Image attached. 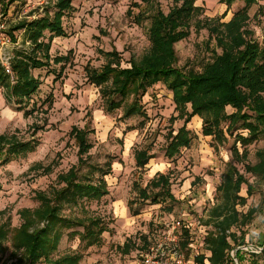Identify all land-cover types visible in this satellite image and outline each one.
Returning <instances> with one entry per match:
<instances>
[{
    "label": "rangeland",
    "instance_id": "obj_1",
    "mask_svg": "<svg viewBox=\"0 0 264 264\" xmlns=\"http://www.w3.org/2000/svg\"><path fill=\"white\" fill-rule=\"evenodd\" d=\"M8 1L0 0V61L3 63H8L15 47L5 31L19 21L46 17L47 12L52 18L59 2L21 0L7 6ZM182 3L175 0H72V10L62 18L65 36L55 38L50 51L53 59H68L61 64L51 63L49 69L34 71L41 86L32 97L29 110L33 103L37 107L43 105L41 109L33 113L17 111L0 88V135L36 141L34 151L23 153L8 164L0 163V226L9 232L3 242L6 250L0 255V264H21L23 260L21 255L16 258L12 254V232L22 224L19 212L25 208L37 209L39 202L35 193L52 195L63 186L58 176L78 163V147L70 135L73 127L88 129V140L93 146L89 164L81 175H86L92 165L107 170V163L112 162V172L106 177L108 195L99 201L82 200V207L64 204L62 208L65 218H100L108 229L99 247L82 250L84 257L80 264H138L149 240L152 247L162 242L166 225L173 221L184 220L195 227L200 224L213 230L208 223L212 221V209L223 203L218 188L233 162L235 136L247 135V132L237 129L233 137L226 134L227 141L219 144L203 135V121L195 116L187 125L192 135L190 148H183L169 158L166 150L170 134H177L186 116L176 109L173 94L164 83L149 89L142 99L146 116L126 119L123 118L124 107L113 113L106 112L101 89L89 80V70L100 72L107 64V53L117 52L123 68L140 61L151 48L149 29L153 15L158 11L167 15ZM194 5L200 12L190 22V36L174 46L178 58L176 66L184 73L201 72L215 54H221L213 30L226 34L221 24L229 23L236 12L245 7V1L236 0L230 8L225 0H195ZM261 8L264 9V0H258L248 9L249 19L242 30L248 40L264 46ZM17 35L22 42L23 33ZM186 106L187 113L191 112V104ZM233 112L232 107H227L228 114ZM173 117L175 121L171 120ZM223 128L226 130V125ZM237 146L241 153L246 149L248 158L234 165L253 187V194L248 196L247 187L243 186L241 195L247 198V204L237 208L244 214L257 210L251 224L239 228L241 230L233 229L241 242L237 249L246 252L264 247V180L245 171L247 163L259 162L257 152L264 151V135L246 148L239 143ZM142 149H149L154 157L145 169L138 168L135 161L136 152ZM158 173L169 179L168 189L174 200L166 195L156 197L158 190L150 191L149 200L141 196L142 189ZM99 175L96 173L95 177ZM72 231L83 232V228L63 230V239L53 259L79 250L78 237L69 239ZM125 243L128 249L124 248ZM203 253L209 252L204 249ZM231 256L237 264L235 250ZM39 264H45L44 260Z\"/></svg>",
    "mask_w": 264,
    "mask_h": 264
},
{
    "label": "trees",
    "instance_id": "obj_2",
    "mask_svg": "<svg viewBox=\"0 0 264 264\" xmlns=\"http://www.w3.org/2000/svg\"><path fill=\"white\" fill-rule=\"evenodd\" d=\"M19 1L21 0H9L7 6ZM175 1L183 3L176 5L167 15L162 11L153 15L149 29L151 48L140 61H133L129 68H123L117 52L107 53V64L100 72L89 70V80L101 89L106 112L113 113L124 107L123 118L126 119L146 116L142 99L149 89L164 83L173 94L176 109L183 117L186 116L185 124L177 134H170V143L166 150L169 158H173L183 148H190L192 135L187 125L195 116H199L203 121V135L212 137L219 144L227 141L226 134L233 137L237 129L247 132V135L238 133L235 136L232 148L233 162L230 163L224 181L218 188L222 193L223 203L212 209V221L208 225L212 224L213 230L209 231L207 227L204 235V248L209 253L200 254L196 262L235 264L231 256V252L235 250L237 264H264V247L260 253L237 249L241 242L233 231L247 227L257 213L256 209H251L244 214L237 208L238 205L247 204V198L241 195L243 186L247 187L248 196L253 194V187L234 162L241 164L248 158L246 149L241 153L238 143L246 148L264 135V46L248 40L247 33L242 30L249 19L248 9L258 0H244L245 7L236 12L229 23L221 24L226 29V34L212 29L213 33L217 34L221 54H215L212 62L201 72L192 70L189 73H184L176 66L178 58L174 46L190 36V22L195 14L200 12V8L195 7V0ZM235 1L225 0L229 8ZM72 8V0H59L52 18L51 13L47 12L46 17L19 21L5 31L6 37L15 47L8 61L10 73L0 61V88L4 91L8 103L16 106L17 111L33 113L43 106L37 107L36 103H33L32 109L29 110L32 97L39 92L41 86V81L34 76V71L49 69L51 63L61 64L68 59H53L50 51L53 40L65 36L62 18ZM259 14L264 18L263 8ZM17 33H23L22 42L19 41ZM50 99L51 107L52 97ZM188 103L192 109L189 113L186 106ZM227 107H232L234 112L228 114ZM171 120L175 121V118ZM223 125H226V130ZM89 134L90 131L86 128L73 127L70 135L78 147V163L68 172L58 176V182L63 186L56 189L52 195L46 192L35 193V199L39 202L37 209L25 208L19 212L22 224L12 232V254L16 258L21 255V264H39L42 260L45 264H80L84 257L82 250L102 244V236L108 232L102 219L65 218L61 214L64 204L82 207V200L99 201L109 194L106 177L112 172L111 161L107 163V170L92 165L88 167L86 175H81L89 164V153L93 148L88 140ZM35 144L36 141H22L16 135H0V163L8 164L21 154L34 151ZM257 157L259 162L255 165L247 163L245 171L264 180V151L257 152ZM153 158L149 149L137 151V167L145 169ZM96 173H100L98 178L95 177ZM169 184L167 176L158 173L142 189L141 196L144 200H149L150 191L158 190L156 197L166 195L172 201L174 197L168 189ZM154 199L156 201V198ZM73 227L83 228V232L72 231L69 234V239L78 237L79 250L53 259L52 255L58 250L63 239V230ZM190 228V225L185 227V233L189 232ZM8 234L6 228L0 226V255L6 250L3 242L8 238ZM243 234L245 235L242 232L241 237H244ZM182 244L185 249L188 248V241L183 240ZM124 248H129L128 243L124 244Z\"/></svg>",
    "mask_w": 264,
    "mask_h": 264
},
{
    "label": "built area",
    "instance_id": "obj_3",
    "mask_svg": "<svg viewBox=\"0 0 264 264\" xmlns=\"http://www.w3.org/2000/svg\"><path fill=\"white\" fill-rule=\"evenodd\" d=\"M10 41V40H9ZM10 73L9 64L3 63ZM189 227L184 220L173 221L166 225L164 240L156 246H151L143 253L138 264H196V258L203 254L204 235L207 228H190L188 248L182 247L184 228ZM249 250V249H248ZM247 250V251H248ZM262 248L250 249V252L260 253Z\"/></svg>",
    "mask_w": 264,
    "mask_h": 264
},
{
    "label": "crops",
    "instance_id": "obj_4",
    "mask_svg": "<svg viewBox=\"0 0 264 264\" xmlns=\"http://www.w3.org/2000/svg\"><path fill=\"white\" fill-rule=\"evenodd\" d=\"M189 225L191 226V228H193L195 226V224H193V223H189ZM189 236H190V231L187 232V233H185V231H184V233H183V240L188 241ZM149 243L147 245H145V248L142 250L143 253L146 252L150 248V246L152 245V243H151L150 240H149ZM188 244H189V241H188Z\"/></svg>",
    "mask_w": 264,
    "mask_h": 264
}]
</instances>
